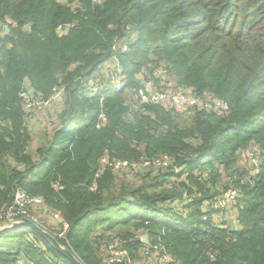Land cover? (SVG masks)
I'll return each instance as SVG.
<instances>
[{"label":"trees","instance_id":"trees-1","mask_svg":"<svg viewBox=\"0 0 264 264\" xmlns=\"http://www.w3.org/2000/svg\"><path fill=\"white\" fill-rule=\"evenodd\" d=\"M110 58L119 89L95 76ZM162 69L227 108L141 100ZM26 88L61 93L36 137ZM249 150L256 167L240 164ZM162 154L169 165L130 173L100 161ZM229 188L233 225L213 206ZM18 189L60 214L54 236L83 264H112V235L141 263L144 232L179 264H264V0H0V213ZM0 264L74 263L23 225L0 233Z\"/></svg>","mask_w":264,"mask_h":264},{"label":"built area","instance_id":"built-area-1","mask_svg":"<svg viewBox=\"0 0 264 264\" xmlns=\"http://www.w3.org/2000/svg\"><path fill=\"white\" fill-rule=\"evenodd\" d=\"M62 3H68L72 6L76 5L79 0H58ZM93 2H99L101 0H91ZM118 71V72H116ZM121 70L119 69V65L116 63L114 68L112 69L113 74L111 77L109 76V80L111 82V86L114 89H119L122 86V76ZM156 79L150 78L149 80H145V83L139 87L136 92L141 100H149L154 102H166L168 104L181 107H191L193 105H201L208 109L213 110H225L227 105L214 98L211 94H203L198 95L191 88H181V91L171 90L163 86L159 82H164L163 77L167 78V72L162 70L154 71ZM157 83V84H155ZM94 90L97 87L94 86ZM21 95L24 99V108L26 113L31 110V106H37V104L44 103V105H49L53 100L58 99L61 96L59 90H55L52 95L47 99H40L32 97L31 93L27 90H23ZM41 106V107H42ZM253 151H241L240 153L246 154L250 156ZM254 153V152H253ZM101 165H109L114 170L118 172H133V169L137 168L140 164L143 166H167L170 164V158L166 154H162L156 156L152 160H142L140 163L138 162H130L128 160H108L105 156H102ZM250 163L256 167L257 166V158L254 154L253 158H251ZM238 191L234 188H229L224 190L221 194L215 197V201L213 206L217 207V211L215 216L220 220L229 221L228 217H225V214L228 212L231 213L230 218H234L236 222H238L237 214L235 211V205L237 203ZM208 202V201H207ZM45 211L42 198L39 196H28L22 190L18 189L14 195L13 202L2 212L0 213V226L10 225L12 223L18 222L25 218V216L31 217L33 222L41 226L40 221L36 219L35 214L40 213L43 216V212ZM52 217L54 219V223H46L44 224L48 229H51L54 232H51L53 235L62 236L63 231L60 229L61 217L57 211H50L48 217ZM47 218V215L45 216ZM41 226L45 230L46 227ZM0 227V228H1ZM50 232V230H47ZM149 244V243H148ZM146 246L141 250L140 256L142 258L141 263L132 262V259L129 256L128 250L122 245V240L118 235H112L109 240H106L103 243V246L106 249L105 257L109 263L112 264H179L178 260H176L173 256L162 250V247L158 244H153L152 246Z\"/></svg>","mask_w":264,"mask_h":264},{"label":"rangeland","instance_id":"rangeland-1","mask_svg":"<svg viewBox=\"0 0 264 264\" xmlns=\"http://www.w3.org/2000/svg\"><path fill=\"white\" fill-rule=\"evenodd\" d=\"M112 64L113 63H111L110 65H108L104 69V71H103L104 73H102L103 76L105 77V79H108L109 76L111 77V75L113 74L112 69L114 68V66L116 64H114V65H112ZM98 70H100V69H98ZM116 72H118V71H116ZM99 74L100 73H97V75H95V76L98 77ZM144 78H145V80H149L150 79L147 76H145ZM162 79H163L164 82H159V80H158V83L162 84L163 86L165 85V87L168 88V89L181 91V88L177 86L175 79H173L172 77H167V78L166 77H163ZM155 84H157V83H155ZM25 90L28 91L27 88ZM43 104L44 103L37 104V106H35V107L34 106H31V110L28 112V115H27V122L32 127L33 133H35L34 134L35 137H36V135H38V131H39L37 128L41 127L46 121L47 122H51V125L52 124L55 125L58 122V118H57V116H55L56 115L55 112L58 111L59 108H60V104H61L60 100L59 99L55 100L50 106H48V105L42 106ZM253 156H254V153L253 152H252V154L250 156H248L246 154H243V155L240 154V158L239 159L242 160L241 162L239 161L240 164L246 165V166L250 165V161H251V158H253ZM128 171H126V172H128ZM35 217L39 221L40 220L41 221H44V224H46L48 222L52 224V223L55 222L52 217H50V216L48 217L47 216V218H46L45 216L40 215L39 212H38V214H35ZM225 217L230 218L231 217V213L228 212V214H225ZM25 218H28L29 219L31 217L25 216ZM227 223H231V221H227ZM0 224H1V222H0ZM51 229H53V228L50 227V230ZM51 232H54V231L51 230Z\"/></svg>","mask_w":264,"mask_h":264},{"label":"water","instance_id":"water-1","mask_svg":"<svg viewBox=\"0 0 264 264\" xmlns=\"http://www.w3.org/2000/svg\"><path fill=\"white\" fill-rule=\"evenodd\" d=\"M29 226L30 228L36 230L38 233H40L48 242H50V244L56 248L58 251H60L63 255H65L69 260H71L74 264H83L82 261H80L77 256L68 248L62 246L58 240L55 238L54 235H52L50 232H48L47 230H45L44 228H42L41 226H39L38 224H36L35 222L31 221L28 218H23L22 220L18 221V222H14L10 225L7 226H3L0 228V233L7 230V229H11V228H15L18 226ZM141 240L142 242H144L145 244L149 243V239H148V234L146 232H144L141 235Z\"/></svg>","mask_w":264,"mask_h":264},{"label":"crops","instance_id":"crops-1","mask_svg":"<svg viewBox=\"0 0 264 264\" xmlns=\"http://www.w3.org/2000/svg\"><path fill=\"white\" fill-rule=\"evenodd\" d=\"M111 63H113L112 65L116 64V60H115V58H110L109 60H107L106 62H104L103 64H101V65L99 66V68H98V69H100V70L96 71V72H95V75H97V73H100V74L104 73V72H103L104 69H105L108 65H110ZM102 66H103V67H102ZM101 68H102V69H101ZM99 76H100V75H99ZM111 87H112V86H111ZM228 220L231 221L232 225H233V223H236L234 218H228ZM226 222H227V221H226Z\"/></svg>","mask_w":264,"mask_h":264}]
</instances>
